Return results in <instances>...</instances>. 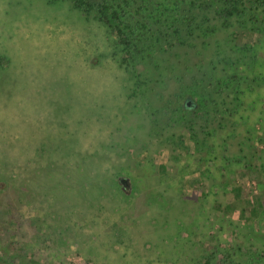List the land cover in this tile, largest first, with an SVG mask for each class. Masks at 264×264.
Masks as SVG:
<instances>
[{
    "label": "rangeland",
    "instance_id": "374dc122",
    "mask_svg": "<svg viewBox=\"0 0 264 264\" xmlns=\"http://www.w3.org/2000/svg\"><path fill=\"white\" fill-rule=\"evenodd\" d=\"M235 30L240 45L256 36ZM120 56L112 31L64 0H0V130L10 134L0 132V162L11 152L28 155L37 138L57 130L83 146L106 141L111 151L125 150L121 175L132 183L129 196L116 184L131 208L125 221L116 213L113 226H103L110 240L101 247L99 226L71 219L53 226L50 207L29 202L0 177V264H180L202 238L208 247L218 241L264 250V175L236 166L220 177L186 136L183 150L179 137L157 135L126 97L131 76ZM174 110L169 102L168 117ZM9 139L28 147L17 153ZM238 186L240 193L231 191ZM85 241L90 257L82 255Z\"/></svg>",
    "mask_w": 264,
    "mask_h": 264
},
{
    "label": "trees",
    "instance_id": "16d2710c",
    "mask_svg": "<svg viewBox=\"0 0 264 264\" xmlns=\"http://www.w3.org/2000/svg\"><path fill=\"white\" fill-rule=\"evenodd\" d=\"M64 1L115 35L121 62L131 76L126 97L157 135L167 142L179 137L183 150L190 147L186 136L194 153L220 177L236 166L264 175V0ZM235 29L256 36L240 45ZM169 102L175 105L171 117ZM55 131L37 138L33 148H15L9 139L6 144L17 153L23 147L33 150L21 156L11 152L0 162V177L29 202L39 200L50 207L53 226L69 219L80 226H99L92 238L102 247L110 240L103 226H113L116 213L125 221L131 208L130 197L116 187L124 169L119 157L127 153L111 151L104 139L83 146L73 138L67 141V135L59 138ZM209 178L217 183L214 176ZM259 189L264 190V180ZM80 247L82 255L90 257L86 241ZM183 257L180 264H264V250L254 244L247 248L216 241L208 247L204 238L190 243Z\"/></svg>",
    "mask_w": 264,
    "mask_h": 264
},
{
    "label": "water",
    "instance_id": "95a60500",
    "mask_svg": "<svg viewBox=\"0 0 264 264\" xmlns=\"http://www.w3.org/2000/svg\"><path fill=\"white\" fill-rule=\"evenodd\" d=\"M117 183L124 195L129 196L131 194L132 183L129 177L121 175L117 178Z\"/></svg>",
    "mask_w": 264,
    "mask_h": 264
},
{
    "label": "flooded vegetation",
    "instance_id": "af4514ba",
    "mask_svg": "<svg viewBox=\"0 0 264 264\" xmlns=\"http://www.w3.org/2000/svg\"><path fill=\"white\" fill-rule=\"evenodd\" d=\"M191 103H190V101H187V105H190Z\"/></svg>",
    "mask_w": 264,
    "mask_h": 264
}]
</instances>
